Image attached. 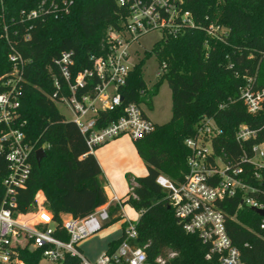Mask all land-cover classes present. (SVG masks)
Instances as JSON below:
<instances>
[{"label": "trees", "instance_id": "obj_1", "mask_svg": "<svg viewBox=\"0 0 264 264\" xmlns=\"http://www.w3.org/2000/svg\"><path fill=\"white\" fill-rule=\"evenodd\" d=\"M41 0H1L0 25L8 26L7 37L0 27V77L11 70L9 53L25 60L20 67L19 114L22 130L35 148L43 147L44 157L32 168L26 186L18 193V209L33 207L34 195L43 192L47 208L55 221L61 214L83 218L107 202L100 165L87 148L77 125L60 114L49 97L55 90L53 75L60 76L53 59L62 51H72L76 65H89V54L102 53L108 28H121L128 8L115 0H71L67 12L42 14L26 18L25 12ZM181 11L190 13L194 25H183L175 35L163 34L145 57L131 70L121 92L124 101L151 105L162 80L171 91V117L141 138L134 139L138 155L146 166V174L128 176L129 193L120 204L110 206V219L122 217L121 206L129 204L140 212L136 222L137 237L130 243L143 247L147 260L154 264H219L215 257L207 259L208 247L177 223L172 208H167L166 192L156 183L159 174L174 182L183 179L189 149L184 140L193 135L204 117H210L222 129L219 146L239 153L234 141L238 125L257 128L254 142L264 141V111L247 112L239 98L240 89L249 78L253 86H264V0H174ZM217 20L219 30L209 33L210 22ZM154 54L165 69L160 79L147 88L142 68L145 58ZM3 90L0 79V91ZM224 105V107H221ZM108 120L115 111L102 112ZM103 125H97L101 127ZM98 147V146H97ZM96 147V148H97ZM95 148V149H96ZM0 172V198L3 193ZM134 181L135 184H132ZM257 186L264 202V172ZM132 193L135 197L132 196ZM239 197L226 198L222 208L228 214L227 233L242 253L246 264H264V240L249 228H258L261 217L254 210L238 207ZM125 223L119 238L108 243L113 252L124 237ZM68 239L65 232L60 234ZM248 242L249 247H244ZM26 264H39V251L23 250ZM161 257L164 262L156 263ZM79 258L67 255L61 264H79ZM125 264V263H112Z\"/></svg>", "mask_w": 264, "mask_h": 264}, {"label": "built area", "instance_id": "obj_2", "mask_svg": "<svg viewBox=\"0 0 264 264\" xmlns=\"http://www.w3.org/2000/svg\"><path fill=\"white\" fill-rule=\"evenodd\" d=\"M1 1V0H0ZM129 10L121 28H108L102 53L89 54V65H76L72 51H62L53 59L60 76L53 75L54 92L49 96L62 103L71 112L73 121L83 135L87 148L93 152L97 146L122 135L132 140L151 132L154 122L142 109L144 103L124 101L121 89L126 84L136 62L132 45L139 36L149 30L162 34H177L183 25H194L189 12L181 11L174 0H115ZM71 0H41L25 12L26 18L67 12ZM7 37L8 26L1 24ZM212 32L209 30V33ZM10 71L0 79V172L3 193L0 198V264H26L21 256L23 250L39 251L41 259L62 263L67 255L79 258V264H91L81 254L78 243L100 229L110 219L112 203L121 199L112 194L107 202L96 207L83 218L61 214L55 221L40 191L34 195L33 207L23 212L18 209V193L26 186L35 158L34 143L22 130L24 121L19 114V95L22 79L20 67L25 60L9 53ZM161 65L160 76L165 69ZM239 98L247 112L264 111V86L256 88L249 78L240 89ZM224 107V105H221ZM115 111L116 118L108 120L102 112ZM97 125H103L97 127ZM259 129L238 125L234 141L239 153H232L219 146L222 129L210 117H204L193 135L184 140L189 149L186 159L187 171L182 180L174 182L159 174L156 183L166 192V203L183 230L197 235L208 247L206 258L215 257L219 264H246L241 250L235 246L227 233L228 214L222 208L226 198L239 197L238 207L264 209V202L257 186L264 172V141L254 142ZM132 184H135L132 181ZM131 190V188H129ZM132 196L135 195L132 193ZM41 199V200H40ZM122 213V212H121ZM123 214V213H122ZM258 228H249L264 240V216ZM124 237L111 253H103L94 264H154L147 260L143 247L130 242L137 237V220L125 219ZM67 233L64 240L60 234ZM244 247H249L248 242ZM156 263H163L161 257Z\"/></svg>", "mask_w": 264, "mask_h": 264}, {"label": "rangeland", "instance_id": "obj_3", "mask_svg": "<svg viewBox=\"0 0 264 264\" xmlns=\"http://www.w3.org/2000/svg\"><path fill=\"white\" fill-rule=\"evenodd\" d=\"M212 32L218 31L225 33L224 28H218L217 20L210 22ZM162 33L159 30H149L146 33L139 36L138 40L132 45V56L134 62H138L144 58L147 52H151L153 44L162 37ZM161 67L158 59L154 54H151L144 60L142 74L147 88H150L155 84L160 76ZM56 108L60 114L64 115L66 119L71 120L73 118L71 112L62 103H56ZM142 109L147 116L156 124H163L167 122L171 117V91L166 80H162L156 95L151 98V105L143 104ZM124 139L119 144L114 146L112 151L113 160L110 163V176L107 177L106 183L109 184L111 191L120 195L122 200L127 198L129 193L128 176L137 177L142 176L145 172V164L141 157L138 155L133 140L127 136H123ZM43 147H38L37 149ZM36 149V150H37ZM45 153V150H44ZM44 157V156H43ZM42 157V158H43ZM41 158V159H42ZM130 164L127 169L125 165ZM38 190L37 192H39ZM36 192V193H37ZM41 197H44L42 191H40ZM41 200V199H40ZM123 215L121 219L112 222L95 234L82 239L78 246L80 247L84 258L91 264H94L99 257L105 253L108 249V243L112 240H116L121 236V222L125 219L137 220L139 218V211L131 207L129 204L123 205ZM39 264H60L51 262L46 259H41Z\"/></svg>", "mask_w": 264, "mask_h": 264}, {"label": "crops", "instance_id": "obj_4", "mask_svg": "<svg viewBox=\"0 0 264 264\" xmlns=\"http://www.w3.org/2000/svg\"><path fill=\"white\" fill-rule=\"evenodd\" d=\"M123 136L124 135L119 136L117 138H114L112 140H109L106 143H103L102 145H100L96 149H94V151L92 152L95 155V157H96V159H97V161H98V163L100 165V168H101V175L99 176V179H100V181L103 184V187H104V190H105V193H106L107 198H109L112 194H114V195H116L117 197H119L122 200V197H120V195L115 194V193H113L111 191V189L109 187V184L106 183V181L108 179L107 177H109L111 175L110 174V171L111 170L109 169L110 168L109 166H110L111 161L113 160L112 151L114 149V146L117 145V144H119V142L124 139ZM129 165L130 164H126L125 165V169H127L126 167H128ZM146 171L147 170H146V166H145V172H143L142 175L146 174ZM113 204L114 203H112V205ZM122 208H123V206H121V212H122ZM122 223H125V221L123 220L121 222V230H122ZM78 248H79V250H80V252L82 254V251H81V249H80L79 246H78Z\"/></svg>", "mask_w": 264, "mask_h": 264}, {"label": "water", "instance_id": "obj_5", "mask_svg": "<svg viewBox=\"0 0 264 264\" xmlns=\"http://www.w3.org/2000/svg\"><path fill=\"white\" fill-rule=\"evenodd\" d=\"M45 155L44 150L42 148L37 149L35 151V160L37 162V164H39L41 158ZM167 208H170V206L167 204ZM252 210H254L256 213H258L259 215L264 216V209H258V208H252Z\"/></svg>", "mask_w": 264, "mask_h": 264}]
</instances>
